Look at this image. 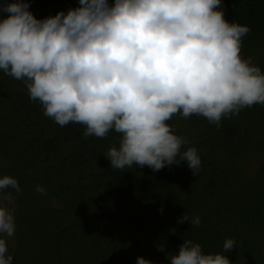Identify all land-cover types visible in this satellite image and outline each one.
<instances>
[{
  "label": "trees",
  "instance_id": "16d2710c",
  "mask_svg": "<svg viewBox=\"0 0 264 264\" xmlns=\"http://www.w3.org/2000/svg\"><path fill=\"white\" fill-rule=\"evenodd\" d=\"M27 2L37 19L79 6V0ZM222 8L230 23L250 27L240 54L264 72V0H222ZM168 123L189 142L181 153L197 149V174L186 161L159 171L136 164L112 169L105 154L119 147V133L85 137L82 124L61 127L30 99L23 81L0 70V178L12 176L20 187L0 190L15 198L13 264H137L140 256L170 264L186 239L232 264H264V160L247 172L250 157L264 159V105L222 117L219 128L195 114ZM185 213L200 224L178 222ZM229 238L235 247L225 253Z\"/></svg>",
  "mask_w": 264,
  "mask_h": 264
},
{
  "label": "clouds",
  "instance_id": "9594fccd",
  "mask_svg": "<svg viewBox=\"0 0 264 264\" xmlns=\"http://www.w3.org/2000/svg\"><path fill=\"white\" fill-rule=\"evenodd\" d=\"M29 8L27 0L0 5L8 14L0 19V70L23 81L30 99L61 127L82 124L85 137L119 133V147L105 154L112 169L136 164L159 171L186 161L197 174V149L181 153L189 142L168 121L195 114L219 128L222 117L264 105V72L240 54L251 29L225 19L222 0H79L67 13L43 19ZM8 188L20 192L17 179L5 175L0 190ZM36 191L46 195L41 186ZM4 199L0 264H13L4 237L15 234L9 207L15 198L9 192ZM183 221L197 226L200 217L189 221L185 213ZM234 247L225 240V253ZM137 264L153 261L140 256ZM170 264L232 262L186 239Z\"/></svg>",
  "mask_w": 264,
  "mask_h": 264
},
{
  "label": "rangeland",
  "instance_id": "374dc122",
  "mask_svg": "<svg viewBox=\"0 0 264 264\" xmlns=\"http://www.w3.org/2000/svg\"><path fill=\"white\" fill-rule=\"evenodd\" d=\"M263 157L262 156H254L250 157L247 161V172L251 175L253 172L261 165L263 162ZM6 196H0V203H5V198ZM9 207L14 208V203L9 205ZM6 239V244H7V249L8 253L11 254L13 247H14V235L12 237H4Z\"/></svg>",
  "mask_w": 264,
  "mask_h": 264
}]
</instances>
